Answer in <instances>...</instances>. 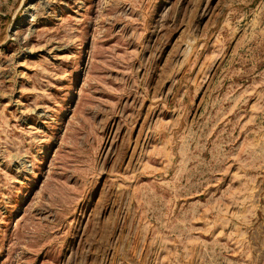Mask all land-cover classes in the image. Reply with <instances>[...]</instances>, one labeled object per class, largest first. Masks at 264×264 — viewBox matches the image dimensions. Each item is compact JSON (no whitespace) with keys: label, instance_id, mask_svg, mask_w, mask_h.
I'll list each match as a JSON object with an SVG mask.
<instances>
[{"label":"rangeland","instance_id":"rangeland-1","mask_svg":"<svg viewBox=\"0 0 264 264\" xmlns=\"http://www.w3.org/2000/svg\"><path fill=\"white\" fill-rule=\"evenodd\" d=\"M0 264H264V0H0Z\"/></svg>","mask_w":264,"mask_h":264}]
</instances>
